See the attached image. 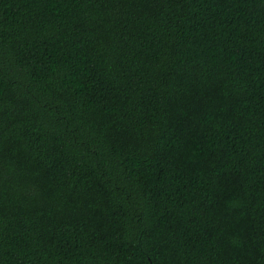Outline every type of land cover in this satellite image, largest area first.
Instances as JSON below:
<instances>
[{
    "label": "trees",
    "instance_id": "16d2710c",
    "mask_svg": "<svg viewBox=\"0 0 264 264\" xmlns=\"http://www.w3.org/2000/svg\"><path fill=\"white\" fill-rule=\"evenodd\" d=\"M0 264H264V0H0Z\"/></svg>",
    "mask_w": 264,
    "mask_h": 264
}]
</instances>
